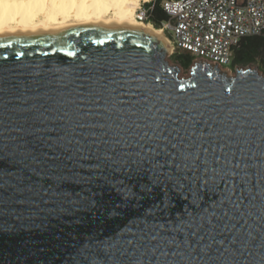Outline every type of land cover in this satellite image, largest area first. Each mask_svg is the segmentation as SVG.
<instances>
[{"label": "water", "instance_id": "1", "mask_svg": "<svg viewBox=\"0 0 264 264\" xmlns=\"http://www.w3.org/2000/svg\"><path fill=\"white\" fill-rule=\"evenodd\" d=\"M123 20L0 31V264H264V76Z\"/></svg>", "mask_w": 264, "mask_h": 264}, {"label": "built area", "instance_id": "2", "mask_svg": "<svg viewBox=\"0 0 264 264\" xmlns=\"http://www.w3.org/2000/svg\"><path fill=\"white\" fill-rule=\"evenodd\" d=\"M155 2H142L136 18L154 26ZM161 7L169 17L161 29L172 32L170 44L221 69L230 68L245 39L264 33V0H163ZM259 71L264 76V66Z\"/></svg>", "mask_w": 264, "mask_h": 264}, {"label": "bare ground", "instance_id": "3", "mask_svg": "<svg viewBox=\"0 0 264 264\" xmlns=\"http://www.w3.org/2000/svg\"><path fill=\"white\" fill-rule=\"evenodd\" d=\"M150 0H0V31H23L34 27L81 23L93 20H123L133 27L157 36L172 48L162 29L136 18L142 2ZM181 77V76H180Z\"/></svg>", "mask_w": 264, "mask_h": 264}, {"label": "trees", "instance_id": "4", "mask_svg": "<svg viewBox=\"0 0 264 264\" xmlns=\"http://www.w3.org/2000/svg\"><path fill=\"white\" fill-rule=\"evenodd\" d=\"M163 0H156L155 9L153 12L152 22L157 29H161L165 21L169 17L162 9L161 3ZM176 58L184 68L193 67L195 58L189 52L177 51ZM257 58H261L264 66V33L260 36L250 37L245 39L236 49L233 59V65L246 64L254 62Z\"/></svg>", "mask_w": 264, "mask_h": 264}, {"label": "rangeland", "instance_id": "5", "mask_svg": "<svg viewBox=\"0 0 264 264\" xmlns=\"http://www.w3.org/2000/svg\"><path fill=\"white\" fill-rule=\"evenodd\" d=\"M171 34H172L171 31H167L166 33H164L166 38H170ZM170 46H171L172 50L167 56V59L170 62V64L180 67V76H181L180 78H186L187 79V78L191 77L192 67L184 68L183 66H181L179 64V62H178V58H176L177 51H179V50L174 48L172 44H170ZM194 63H195V61H194ZM262 65H263L262 59L261 58H257L254 62H251V63L239 64V65L231 64L229 69H222V71L225 72L228 76H235L237 70L240 69V68H248V67L256 68V67H259V66H262Z\"/></svg>", "mask_w": 264, "mask_h": 264}]
</instances>
